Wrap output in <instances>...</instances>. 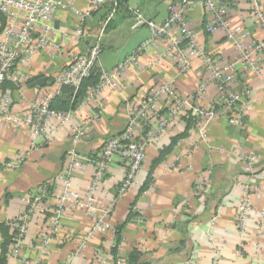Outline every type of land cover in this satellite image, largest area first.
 <instances>
[{
  "label": "crops",
  "instance_id": "obj_1",
  "mask_svg": "<svg viewBox=\"0 0 264 264\" xmlns=\"http://www.w3.org/2000/svg\"><path fill=\"white\" fill-rule=\"evenodd\" d=\"M175 1L128 0V13L115 12L112 28L102 36L96 67L100 71L116 68L150 37L145 27L130 29L136 13L161 23ZM210 1L229 4L228 25L245 30L244 44L264 41V32L251 13L252 1L264 9V0ZM77 5L84 6L79 2ZM210 16L203 8H190L188 28L209 56L220 59L219 66L237 62L239 54L222 30L211 34L204 30ZM64 20L62 15L56 22L62 27ZM99 23V15L91 17V35ZM90 43L91 39L79 45L67 44L55 59L38 55L29 70L19 67L24 79L17 90L9 91L12 114L24 119L36 96L54 97V77ZM164 51V43L156 42L139 57L137 66L117 77L113 88L95 94L87 106L75 111L70 124L61 126L51 120L49 137L33 145L26 128H13L0 121V224L20 217L25 208L21 198L30 190L46 181L53 183L50 197L43 204L44 215L34 216L28 223L19 257L8 256L2 259L3 264H128L133 251L142 255L140 264H264V216L260 214L264 213V50L258 56L252 53V58L260 57L259 73L244 72L241 64L236 66L237 79L232 88L242 93V129L232 126L221 110L206 122H195L191 116L175 120L157 142L147 147L136 184L125 195L117 197V186L126 167L115 157L107 166L90 208L66 203L57 232L42 251L48 219L59 204V178L67 170L73 129L85 128L76 147L78 163L71 179L72 188L83 198L94 171L89 160L96 157L107 138L123 131L128 106H138L150 90L167 83L173 85L178 98L186 99L207 78L208 71L197 58H191L189 69L178 74L173 61L160 57ZM39 78H45L47 84L29 88L27 82ZM205 91L201 100L194 101L195 106L207 108L218 100L215 85H207ZM158 106L162 117L165 101ZM175 139L169 153L156 163L160 152ZM245 157H251L253 162L249 164ZM245 189L252 214L240 232L237 207ZM98 219L107 222L111 231L93 232L87 239ZM116 236L119 242L112 252ZM82 242L84 247L80 248ZM1 246L0 236V257Z\"/></svg>",
  "mask_w": 264,
  "mask_h": 264
},
{
  "label": "built area",
  "instance_id": "obj_2",
  "mask_svg": "<svg viewBox=\"0 0 264 264\" xmlns=\"http://www.w3.org/2000/svg\"><path fill=\"white\" fill-rule=\"evenodd\" d=\"M106 1L0 0V121L13 128H26L32 145L39 139L49 137L51 120L55 119L61 126L70 124L75 112L55 113L49 109L52 96L38 95L29 104L25 118H17L12 114V95L8 90L2 91V86L6 82L19 85L24 78L18 68L29 70L38 55L55 59L67 44L79 45L91 39L88 51L74 57L70 64L60 69L54 77V96L63 86L78 89L82 81L97 66L104 29L115 13L112 11L102 22L100 21L98 30L91 35L87 27L88 22L91 20L92 13ZM77 2L84 6L80 7ZM192 7L203 8L211 15L204 30L210 34L222 30L225 39L239 54L237 62L219 66L220 59L209 56L203 50L195 33L188 28L187 13ZM228 11L227 3H215L210 0L198 2L177 0L169 5L167 18L161 23L148 20L140 13L135 14L130 29L145 27L149 30L150 37L134 49L116 68L100 71V83L89 93L78 109L87 106L98 92L113 88L117 77L127 69L137 66L139 57L159 41L165 45V51L160 57L173 61L178 74H183L189 69L191 58H197L202 67L208 71V76L200 83L196 93L186 99L178 98L173 85L167 83L150 90L138 106L134 108L128 106L127 121L123 131L107 139L96 157L89 160L93 164L94 171L91 184L83 198L72 188L71 179L78 163L76 147L85 128L73 129L71 146L67 152L69 158L67 170L59 178L62 184V192L58 198L59 204L51 211L52 216L48 219L47 231L41 240L43 252L46 251L51 236L57 232L66 203L76 208H90L93 195L99 188L107 166L113 158L120 159L126 167L124 178L117 186V197L121 198L136 184L147 147L157 142L175 120L191 116L195 122H206L216 117L221 110L228 115L232 126L238 129L244 127L242 93L232 88L237 79L236 66L241 64L244 72L259 73L260 57L252 58V53L260 55L264 50V41L244 44L242 40L247 33L242 27L230 28L227 22ZM251 13L264 32V9L258 2L252 1ZM62 15H65L62 27H55L54 23ZM209 84L216 86L218 100L210 103L207 108L195 106L194 101L204 97ZM163 101H165V111L160 117L158 105ZM245 160L249 164L253 162L251 157H245ZM52 187L53 183L46 181L30 190L21 198L25 208L20 217L4 223L14 232V243L10 248L9 257H19L28 223L34 216L44 215L46 210L43 204L50 197ZM244 193V198L237 207L236 225L240 232L245 230L247 220L251 219L252 214V208L247 200V189ZM260 214L261 217L264 216L263 212ZM108 231H111V226L103 219H98L87 234V239L93 232ZM83 247L84 242L81 243L80 248ZM20 261L24 263V259Z\"/></svg>",
  "mask_w": 264,
  "mask_h": 264
},
{
  "label": "trees",
  "instance_id": "obj_3",
  "mask_svg": "<svg viewBox=\"0 0 264 264\" xmlns=\"http://www.w3.org/2000/svg\"><path fill=\"white\" fill-rule=\"evenodd\" d=\"M127 3L128 0H107L103 5H101L96 11L92 13V17L99 15L100 21L102 22L107 17V15L112 11L114 12L124 11L128 13ZM111 28L112 27L110 20L109 23L106 25L104 32H106L108 29ZM88 49L89 47L84 53H86ZM82 54H78V55H82ZM100 76H101L100 70L97 67H95L91 71L90 75L82 81L78 89L75 90L71 87L63 86L60 89L59 93L51 98L49 103V109L55 113H63V114L69 112H75L79 108V106L85 101L89 93L98 86L101 80ZM34 80L36 79H31L27 83H31ZM17 87L18 85H13L11 83L6 82L2 86V91L8 90L12 92L17 90ZM176 140L177 139L172 140L170 146L160 152L159 158L156 161V163L164 159V157L171 150V147H173L174 144L176 143ZM0 236L2 238V246H1L2 254L0 257V264H3V261L6 260V258L9 256L10 248L14 243V232L10 228H8L4 223H1ZM118 242H119V238L116 236L115 245L112 252L116 249ZM141 258L142 255L139 252L133 251L128 257V264H140L139 261L141 260Z\"/></svg>",
  "mask_w": 264,
  "mask_h": 264
},
{
  "label": "water",
  "instance_id": "obj_4",
  "mask_svg": "<svg viewBox=\"0 0 264 264\" xmlns=\"http://www.w3.org/2000/svg\"><path fill=\"white\" fill-rule=\"evenodd\" d=\"M55 27H58V23L55 22L54 23ZM47 84L46 79L45 78H39L36 79L35 81H33L32 83H30L29 88H34V87H44Z\"/></svg>",
  "mask_w": 264,
  "mask_h": 264
},
{
  "label": "rangeland",
  "instance_id": "obj_5",
  "mask_svg": "<svg viewBox=\"0 0 264 264\" xmlns=\"http://www.w3.org/2000/svg\"><path fill=\"white\" fill-rule=\"evenodd\" d=\"M95 34V33H94Z\"/></svg>",
  "mask_w": 264,
  "mask_h": 264
}]
</instances>
